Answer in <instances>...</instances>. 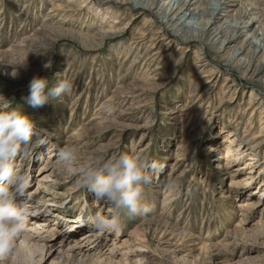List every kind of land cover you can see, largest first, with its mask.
Listing matches in <instances>:
<instances>
[{
	"label": "rangeland",
	"instance_id": "1",
	"mask_svg": "<svg viewBox=\"0 0 264 264\" xmlns=\"http://www.w3.org/2000/svg\"><path fill=\"white\" fill-rule=\"evenodd\" d=\"M49 1L0 0V113L16 111L28 116L38 130L33 140H40L14 161L20 173L30 178L27 202L33 199L39 203L32 209L33 219L45 215L53 229L44 235L51 233L44 242L47 248L40 264H264V236L257 232L264 222V197L260 196L264 189H258L256 180L249 187L245 184L249 171L244 158L224 159L228 131L236 129L229 119L247 109L252 91L264 98L262 86L247 83L245 71L234 74L226 70L218 59L226 57L224 52L218 56L216 52L208 53L207 67H198L195 57L200 52L206 56V46L204 49L202 43L185 45L180 41L177 47L186 49L166 51L163 62L173 66L152 82L146 79L145 69H129L132 59L124 63L123 52H111L117 41L101 42L97 51L83 49L79 37L98 33L100 27L85 28L88 23L77 17H62L64 14L48 21ZM91 1L104 5L103 0ZM237 1L233 14L242 4L251 14L264 13V0ZM133 14L126 13L127 17H117L116 21L121 19L124 27ZM146 18L131 22V29L121 41L131 44L139 31L150 30L153 36L158 33L160 26L146 23ZM252 18H245V22ZM67 19L71 22L64 23ZM258 26L244 33L236 45L241 46L246 37L259 31ZM37 28L43 29L41 37L46 40L38 51L26 55L22 50L24 41H37ZM63 30L72 37L59 36ZM94 57L101 62L94 64ZM262 57L261 52L257 60ZM180 59L183 64L174 70ZM49 61L51 66L46 70L43 65ZM126 74L127 79L120 81ZM192 74L197 81L192 82ZM34 76L47 78L50 86L67 79L73 83L72 93L34 109L25 99L29 95L27 85ZM227 77L236 81L237 88H227L232 83L226 81ZM199 80L202 89L198 95L206 94L211 102L203 104L198 96L192 99L189 109L191 91ZM221 99L224 106H219ZM250 115L245 117V124ZM263 117L257 111L255 119ZM224 128L227 132L222 134ZM240 129L236 135L239 143L246 146L245 150L254 146ZM64 147L77 149L73 171L57 162L58 152ZM258 149L259 161L253 171L255 176L264 177V170L259 175L264 167V143ZM120 154L137 155L163 165L160 173L153 174L151 183L143 186L142 200L155 211L135 219H128L122 212L119 233L97 232L88 224V215L99 213L110 218L114 213L111 205L95 200L77 183L78 169L102 164ZM170 182L174 190L172 204L166 206L164 193ZM247 200H260L258 208L239 209V204ZM69 218L73 222L68 223ZM40 220L28 222V228ZM206 245L210 250L205 249ZM13 259L6 263L17 264Z\"/></svg>",
	"mask_w": 264,
	"mask_h": 264
},
{
	"label": "bare ground",
	"instance_id": "2",
	"mask_svg": "<svg viewBox=\"0 0 264 264\" xmlns=\"http://www.w3.org/2000/svg\"><path fill=\"white\" fill-rule=\"evenodd\" d=\"M31 1H35V0H31ZM103 1L104 2L102 3H104L106 7L104 5L102 6V4L99 3L97 5L91 0H52V1L50 0L49 1V3H51V7L49 9L50 18L48 21H53L56 19V17L60 16L61 14H64L62 15V17L65 18L68 17L71 19H75L77 17V19L79 18V20L82 19L84 23H88L87 26H84L85 28L91 29L92 27L95 26L100 27V31L98 33H95L90 36L79 37L83 41V42L80 41L79 43L80 46L83 49H86V51L87 50L97 51L101 47L100 46L101 42L117 41L113 43L116 45L114 46L115 48H113V51L111 52L114 55L116 54L119 55V53L121 54V52H123L125 54L124 63L132 59L129 69H135V70L138 68L145 69L146 72L148 73L147 74L148 78L146 79L152 82L161 79L160 77H163L165 75L166 70L173 66L171 63L167 61L163 62L162 55L166 51H170L174 47H177V45H179V41L184 43L185 45H191L193 43L199 42L202 43L204 49L206 46L205 51L207 52V55L205 56L200 52L199 55L195 57L197 61V63L195 61V65H197L198 67H207L209 61V55L212 52L214 53L216 52L217 56L219 55V53L224 52L226 53V57L225 58L218 57V59L221 60L220 64L224 68H226V70L231 71L234 74L239 73L241 71H245L244 74L245 81L247 83H251L258 87L262 86L261 87L263 89L262 91H264V82L262 81L264 74V13L262 11H259L257 14L256 13L251 14V12H249V9H247L248 6L246 7V9H243L245 8V6L243 7L242 4L238 10L241 13H239L237 16L236 13H238V11L235 12V14H233V12L235 11V7H237L239 2L237 0H103ZM42 2L43 0H41L40 3ZM131 12L132 14L134 13L131 22L136 21L141 17H148L146 18L145 22L151 24L152 26L155 24H156L155 26H157L158 24L160 26L158 29L159 32L153 36V33H151L150 30L139 31L137 34H135V37L133 38L131 44L129 45L125 44L124 41H121L122 39L121 37H124L128 34L129 32L128 29L130 28L128 26H130L131 22L126 24L124 27H122L123 26L121 24L122 20L121 19H119V21L116 20L117 17L120 18L124 17L126 13L130 14ZM251 15H253V18L250 19V21L245 22V20ZM150 17H152V20L150 19ZM153 18L155 19V21H153ZM70 22L71 20L67 19L66 22L64 23H70ZM90 23L92 25L89 26ZM256 24H259L258 26L259 31H255L253 33V36L247 35L248 36L246 37L247 40L244 39V43L241 46H237L236 45L237 40H239L244 33L250 31V29L253 28ZM44 26L43 27L41 26V28H44ZM37 30L38 31L35 34L38 39L37 41L36 40L35 41L33 40L34 42L24 41L26 45L25 47L23 46L24 49L22 50H24L25 52L24 54L26 55L38 51L40 45H42V41L45 39L41 37L44 35L42 32L43 29L40 30V28L39 29L37 28ZM63 31L64 32L58 33L60 34L59 36H61L62 34L64 36L72 37L71 33H65V30ZM215 45L220 46L218 51L215 50L214 47ZM248 48H250V50L247 53ZM177 49L178 50L186 49V46H184V48L177 47ZM261 52L263 57L262 60L259 61L257 60V58ZM18 53L21 54V52ZM8 56L7 59L12 58L10 56H9L10 58H8ZM93 59H94V64L101 62V60L98 61L97 60L98 58L96 57H94ZM13 61L14 60H12V62ZM20 63H23V59L22 62ZM181 64H183L182 59H180L177 65L173 67L174 70L180 68ZM128 75L129 74H126V77L124 78L120 77L119 80L121 81L127 79ZM195 76L196 75L192 74L190 78L193 79L195 78ZM197 80L198 78L197 79L195 78L193 79L192 82ZM226 81L232 82L231 84L228 83L227 88L229 89L233 87L237 88V84L235 80H232L230 77L229 78L227 77ZM198 83L200 84L201 81L199 80ZM199 84L196 85V88L193 87V90L191 91V94L193 95L192 97L194 98L191 97L190 99L191 101L189 102V109L192 108V104L194 102L192 99L196 100L198 96H199L198 101L199 102L203 101V104L206 103L209 104L211 102L210 100L207 99L209 96H206V94L198 95L199 92L201 93V89H202V85ZM120 96H123L121 95V92H120ZM223 100L224 99H221L219 106L225 105L223 103ZM249 100H250V104L243 113H241V111L239 110L238 114L235 115V117L231 116V119H229L230 123L236 125V129H232L230 130V132L228 131L229 139H227L226 142L229 144L226 147L227 153L224 159L227 160L234 159L236 161L246 160L244 165L246 166L245 169H248L249 171L248 172L249 176L246 177L247 179L245 181V184L247 185V187H249L248 185H253V183L256 180L257 182H255V184L256 183L259 184L258 189L260 188L264 189V177L255 176L253 171L254 167L257 165L259 161L257 160L256 153L259 150L258 149L259 146L264 143V119H263L264 117L262 118V120L258 119L259 117L255 119L257 111H259L262 116L264 115V98H261L260 96L256 95L254 91H252L250 93ZM248 111L250 113L246 114V112ZM248 114H251L250 119L249 122L245 124L244 123L245 117ZM240 128L243 129V133H244L243 137L251 138L248 141H254L255 143L254 146H251L245 150L246 146H244L242 142L239 143L236 135ZM226 132L227 131L225 128L221 130L222 134ZM82 134H83L82 136H84L85 133ZM252 134L254 135L252 136ZM184 159L188 160V158H184ZM263 170L264 167H262L259 175H261V172ZM40 185L42 184L39 183V186ZM172 189L173 186H166L164 193L165 194L164 202L166 206L172 204V199H170L171 194L174 191ZM260 196L264 197V193L262 195L260 194ZM17 203H19V198L17 199ZM28 203H29V211L31 213H32V209H36L37 207H39L37 205L39 203L37 201L34 202L33 199L29 200ZM259 203L260 200L259 201L247 200L239 204V209L241 208L250 211L255 210L258 208ZM40 217L38 216L34 218V219H42L39 222H37L40 224V226H38L37 223L34 224L33 226H30V228H28V231L30 232L29 233L26 232L22 237H20L21 241L18 246L20 252L15 257V259H13V261L15 260L17 264H40V262L44 258L43 255L47 248L44 242L50 238L51 233H49L50 235L48 234L49 236L47 235L44 236V235L46 231L50 230L51 232V230L53 229H51V226L49 225V221H48L49 219L46 218L47 216L44 215L43 217L41 218ZM34 219H33V214H31L28 222L34 223ZM66 221L69 223L72 220H70L69 218V220ZM257 232H259L261 236H264V222L263 224H260L257 227ZM89 237L92 236L89 235L86 236V238ZM205 249L210 250V246L206 245ZM60 256H61V252H60ZM24 257H29L30 261L26 262L24 260Z\"/></svg>",
	"mask_w": 264,
	"mask_h": 264
},
{
	"label": "clouds",
	"instance_id": "3",
	"mask_svg": "<svg viewBox=\"0 0 264 264\" xmlns=\"http://www.w3.org/2000/svg\"><path fill=\"white\" fill-rule=\"evenodd\" d=\"M51 61L43 65L50 69ZM29 95L25 98L30 107L43 108L50 102L70 95L73 83L59 79L50 86L47 78L34 76L28 83ZM36 123L23 113L12 111L0 113V264L15 258L20 249L18 241L28 231L32 214L27 202L30 178L20 173L14 165L19 156L27 154L40 140ZM77 159L75 147H64L58 152V163L73 171ZM158 161H147L137 155H113L95 166L80 167L77 183L90 192L97 201L111 205L113 215L108 218L99 213L87 217L88 224L97 232L119 233L122 228L120 214L126 212L128 219L153 214L154 206L142 200L143 186L151 183L153 174L162 171ZM171 186V182L167 185ZM17 198L21 202L17 203ZM26 262L29 257H24ZM86 264V262H82Z\"/></svg>",
	"mask_w": 264,
	"mask_h": 264
}]
</instances>
